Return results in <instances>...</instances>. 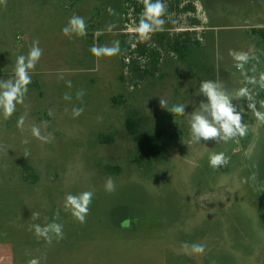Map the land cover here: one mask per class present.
<instances>
[{
	"label": "rangeland",
	"instance_id": "rangeland-1",
	"mask_svg": "<svg viewBox=\"0 0 264 264\" xmlns=\"http://www.w3.org/2000/svg\"><path fill=\"white\" fill-rule=\"evenodd\" d=\"M163 3L165 24L144 41L160 54L156 66L134 53L140 0L0 4V79L13 77L17 57L27 55L33 42L43 50L30 70L24 102L8 120L0 117V239L17 245L22 264L33 258L40 264H264V126L257 125L248 101L234 96L247 87L258 109L264 101V45L253 33L264 28V0ZM73 15L85 19V36L62 34ZM187 31L195 35L184 63L156 37ZM116 41V55L90 51ZM125 44L132 46L125 62L147 64L154 76L132 83ZM230 50L248 53L242 70ZM204 80L218 82L233 97L246 135L190 143L187 120L207 102L199 93ZM65 93L70 100L63 99ZM160 99L167 101L165 108ZM178 104L185 105L184 115L170 112ZM74 107L84 109L78 118ZM21 116L24 125L18 128ZM129 119L141 134L165 135L163 160L138 165ZM32 126L41 127L48 141L33 137ZM221 152L227 164L212 168L209 157ZM109 177L113 192L105 191ZM84 191L94 195L81 224L63 211V203L67 194ZM32 212L40 219L33 221ZM57 212L63 239L48 244L29 231ZM185 243L203 244L205 251L193 253Z\"/></svg>",
	"mask_w": 264,
	"mask_h": 264
},
{
	"label": "clouds",
	"instance_id": "clouds-1",
	"mask_svg": "<svg viewBox=\"0 0 264 264\" xmlns=\"http://www.w3.org/2000/svg\"><path fill=\"white\" fill-rule=\"evenodd\" d=\"M143 5V10L139 16L138 25L134 30V35L139 42H144L150 38V35L162 28L165 24L163 19L166 12L163 0H140ZM0 4H6V0H0ZM87 24L83 17L73 15L68 23L62 28V34L69 38L73 36L83 37L86 35ZM96 57L112 56L120 52L119 41H116L113 46H96L93 45L90 49ZM43 50L38 46V42H33L27 55H20L16 59L14 74L11 79H0V117L8 120L16 111L17 104L24 102L25 95L28 91V85L31 83L30 70L34 69L37 62L41 58ZM229 55L236 61V67L243 69L244 65L250 60L248 53L242 51L230 50ZM261 81L264 82V73L261 74ZM253 77H248V83H255ZM67 87L71 88V81H67ZM264 86V83H261ZM199 93L207 98L206 103H201L198 111L192 112L188 116L187 123L190 128V143H200L201 141H224L227 142L237 136L247 134V125L242 122V113L233 105L232 96L227 93L223 86L212 80H204L199 86ZM77 99H81L83 91L76 93ZM235 98H244L248 101L246 107L254 113L255 120L258 126H264V101H260V108H257V101L253 93L247 88L242 87L234 94ZM63 99L70 100L71 96L65 93ZM159 104L165 108L167 101L160 99ZM84 109L82 107H74L72 109L73 118H78ZM171 113L177 115L185 114V105H173L170 109ZM43 126L47 127V122H42ZM24 117L21 116L17 121V127L23 128ZM31 134L33 137L47 142L48 137L41 134V127L32 126ZM28 143L27 140L23 141ZM28 153H25V157ZM228 158L223 152L212 154L209 157V164L212 168H217L226 165ZM105 191H115V183L111 177L105 181ZM93 192L84 191L79 194H67L64 197L63 211L70 215L79 223L86 222V216L89 211V206L92 202ZM59 212L55 214L53 220L45 222L33 223L29 226V231H32L37 239H43L46 243L51 244L53 240H61L64 238L63 225L58 223ZM31 219L37 221L40 219L39 212H32ZM184 248L191 247L193 253H203L205 246L203 244L188 245L185 243ZM28 264H40L39 259L33 258L28 261Z\"/></svg>",
	"mask_w": 264,
	"mask_h": 264
},
{
	"label": "trees",
	"instance_id": "trees-1",
	"mask_svg": "<svg viewBox=\"0 0 264 264\" xmlns=\"http://www.w3.org/2000/svg\"><path fill=\"white\" fill-rule=\"evenodd\" d=\"M140 4L141 5L139 6L137 13H141V11L143 10V5L142 3ZM193 9L194 7L191 6L189 9L186 10L190 11ZM253 33L259 37V40L264 45V28L254 29ZM193 35L195 34L191 33L190 31L179 32L177 34L171 35L162 32L160 36L156 38L158 43L167 41V48L171 52H173L180 59V61L185 63L187 62L188 53L192 51L194 41ZM131 48L132 46L125 44V58L123 59V61L127 70L133 73L132 83L137 85V83L146 78V76H154V72L152 71V67H149V65L147 64L141 65V63H139V61L137 60H129L128 63L125 62L126 56H128V53L131 52ZM134 53H136L138 57L141 58V60L144 59L150 61L152 59L154 66L159 63L160 54L158 53L157 48L149 45V43L138 42L137 45H135ZM122 79L123 81H125L124 78ZM113 101L117 104L123 103L117 97H115ZM126 125L128 127L129 132L133 136V140L138 146L139 156L137 159V163L139 166H142L143 164L152 166L154 163L164 159L167 153V141L165 135L162 132H157L152 135L141 134L138 131V124L131 119L127 121Z\"/></svg>",
	"mask_w": 264,
	"mask_h": 264
},
{
	"label": "crops",
	"instance_id": "crops-1",
	"mask_svg": "<svg viewBox=\"0 0 264 264\" xmlns=\"http://www.w3.org/2000/svg\"><path fill=\"white\" fill-rule=\"evenodd\" d=\"M0 264H22L19 249L11 239H0Z\"/></svg>",
	"mask_w": 264,
	"mask_h": 264
},
{
	"label": "flooded vegetation",
	"instance_id": "flooded-vegetation-1",
	"mask_svg": "<svg viewBox=\"0 0 264 264\" xmlns=\"http://www.w3.org/2000/svg\"><path fill=\"white\" fill-rule=\"evenodd\" d=\"M93 26H91V28H92ZM90 28V27H89Z\"/></svg>",
	"mask_w": 264,
	"mask_h": 264
}]
</instances>
